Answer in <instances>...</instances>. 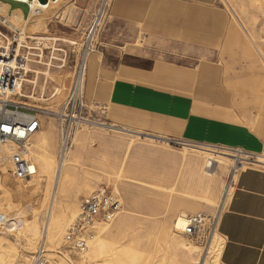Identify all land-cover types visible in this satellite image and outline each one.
<instances>
[{
	"label": "rangeland",
	"instance_id": "obj_1",
	"mask_svg": "<svg viewBox=\"0 0 264 264\" xmlns=\"http://www.w3.org/2000/svg\"><path fill=\"white\" fill-rule=\"evenodd\" d=\"M37 1L35 0V2ZM110 1L108 0L106 12L110 6ZM102 2L103 0H47L44 6H39V4L33 2H21L20 5L23 7L25 15L19 14L14 16H10L8 12L0 9V19L2 17L7 19V25H9L6 26L0 21V48L5 49L9 47L10 44L5 42L4 36L9 38L11 30L18 29L19 27V30L30 36L28 40L23 37V41L20 40L17 47V50L21 48L20 46L27 48L28 55L26 58L28 66L33 68L40 67L42 70H45L47 63H53L49 58L51 51H53L52 58L57 60L62 58L63 50L64 53H67L65 69L69 71L63 87L65 90L63 95H65H62V99L58 102L47 104L49 100L44 101L38 98V84L44 79L41 74L36 79L34 96H29L32 89L28 85L30 84V80L27 79H33V77L32 75L28 76L25 74L22 75L20 85L17 84V94L22 96L19 98V101L28 102V105L42 110L45 108L58 110L60 103L64 100L70 89L86 32L96 17ZM171 7H174L173 4ZM175 7L181 8L183 21L180 26L172 18L173 15H169V17L165 18V23L158 27L160 30L153 32L156 37L164 40V48L156 44L149 45V41L145 39L149 30L144 25L137 26L139 34L135 44L141 48L151 46H154L155 49L157 48L158 51L154 52V54L144 53V56L148 58L159 59L167 62L169 65L191 66L197 58L195 49L198 50L200 48V46H196L195 44L202 43L203 54L216 58L222 65L226 85L228 76L233 77L234 87L229 84L227 85L234 93V104L231 111L239 117L238 120L240 122L247 125L244 126L245 130L241 134L243 140L238 138L241 144H225L222 142L220 144H216L217 142L209 144L239 147L255 152L263 148L262 151L264 152V0H215L209 6L198 7L179 2L175 4ZM29 8L31 9L30 11H28ZM35 9H39V12L35 13ZM16 12H21V9L18 8ZM13 17L18 21H15L17 22L16 24L14 20H11ZM105 18L101 20L95 35H93L94 37L89 42L90 53L96 49L97 45L104 46L103 40L108 34H113L114 31L119 34H129L131 32L127 28L128 26L107 21ZM230 24L232 34H230V31L226 32V27ZM209 36L214 40L209 42ZM127 41L130 40L127 39ZM124 45L126 47L124 50H129L127 48H130L131 44L126 42ZM253 55L255 58H253ZM124 61L133 62L145 67H150L151 65L150 60L138 59L131 56H126ZM57 79V75L52 77V80ZM94 79V83L99 82L98 84L100 85L101 79L103 80L104 78L101 72H97ZM171 80L161 77L151 78L152 82L159 85H170V82H173ZM87 84L86 76L84 86L85 102L95 122L124 126L130 130L138 131L139 136H132L126 132H116L104 128L88 127L92 134V140L87 144L86 155H77L73 163L75 181L70 191V205L76 206L77 213L79 202L83 197L97 189L106 188L117 194L120 198L121 210L118 213L120 214L124 212L122 205V202L125 203V200H123L124 191L127 190V193L138 192L141 188L140 191L145 190V194L152 193L162 199L155 211L146 212L141 208H133L131 210V213L136 218L146 220V226L142 233L143 236L145 235L143 243L148 249L152 248V245L155 244L157 247L160 246L167 250L168 243L162 236L161 226L164 225L163 223H165L169 211L177 201L186 200L187 198L196 200L204 195L199 184L201 181H211L213 188L212 196L215 197V203L211 204V206H201L193 211L186 209L185 214H214L221 203H224V206L226 205L232 192V188L229 187H231L234 180L232 178L234 170L230 165L220 170L216 163L210 161L207 153L192 151L190 149L184 150L181 148L182 146L169 141L170 138L166 136H161L166 139L165 141H160V138H156L158 136H155L160 134H154L152 131L146 132L142 127H136L109 116L105 109L106 99L102 91H100L101 89L98 88L99 91H97L92 85V92L88 96ZM14 99L18 100L17 98ZM43 117L53 122L55 130L54 148L53 151H50V149L34 145L35 150L33 155L39 158L41 162L45 160L51 161L53 164L52 178L49 179L48 173H41L39 175L34 185L32 201L29 202L33 205L37 201L38 230L41 233L46 221V211L50 201L58 150L56 120L53 116H48L47 114ZM82 128L83 125L78 130ZM253 135L256 138L258 137L263 146L261 143L259 145L258 142L259 148L247 145L245 141L252 138ZM148 137L154 140H150ZM32 141L29 140V142ZM108 141L114 143L116 141L120 144L115 145L113 143L112 145H108ZM130 142L132 145L127 150L126 146ZM189 142L208 143V141L201 142L196 140ZM73 147L72 145L71 149ZM27 157H29L28 153ZM189 158L195 161V167H190ZM114 163L116 165L113 167ZM120 163L122 164L121 167L118 165ZM118 166L121 168L119 171ZM247 166L264 170V167L252 164H245L244 168ZM8 169L7 167L6 175L11 179ZM116 172L119 173V178ZM89 180H93V186L84 185L85 183L88 184L87 181ZM88 188L90 189L88 190ZM180 216L182 215L179 212L174 213L175 224ZM104 225L106 224L98 226V229L95 227L93 231H98ZM67 228L65 226L66 230ZM19 230L20 228L10 231H0V241L6 243L9 247H14L18 255L14 263H9L7 258H3L0 260V264H31V253H28L27 249L24 250L22 248L23 241L21 240L22 236ZM93 231L90 229L87 232L88 239L93 234ZM127 233L130 234L131 229L127 230ZM177 234L180 239L190 242L197 250V252L192 253L191 258L195 259L197 263L189 261L188 264H202L204 258L208 260L217 240H219L220 246L223 245V239L217 231L214 232L207 253L202 252V248L181 234V231L177 230ZM51 244L48 246L46 253H53L63 264H78L75 257L80 251L74 249L65 238L58 242L51 239ZM21 258H23V261H20ZM47 258L48 263L51 264L49 255H47Z\"/></svg>",
	"mask_w": 264,
	"mask_h": 264
},
{
	"label": "crops",
	"instance_id": "obj_2",
	"mask_svg": "<svg viewBox=\"0 0 264 264\" xmlns=\"http://www.w3.org/2000/svg\"><path fill=\"white\" fill-rule=\"evenodd\" d=\"M214 1L111 0L104 15L106 18H103L128 26L131 32L119 34L114 31L108 34L103 40L104 46L97 45L89 54L84 76V86L87 76V95L92 92L94 76L101 72L104 79H101L100 85L96 82L93 86L97 91L101 89L109 116L142 127L146 132L160 134L155 136L241 144L238 138L243 140L241 134L247 125L231 111L234 93L227 85L234 87V79L229 75L225 84L222 65L216 58L203 54L202 43L195 44L200 48L195 49L197 58L191 66L169 65L165 61L148 58L144 53L154 54L157 48H141L135 44L139 34L137 26L144 25L149 30L145 37L149 45L163 46L164 40L153 32L160 30L158 27L165 23L169 15H173L172 18L180 26L183 16L181 8L178 9L175 4L188 3L198 7L209 6ZM172 4L174 7H171ZM10 7H19L25 15L23 7L15 2H10ZM227 27L226 32L232 34L231 26ZM208 39L209 42L214 40L210 36ZM126 42L132 46L127 48L129 50H124ZM126 56L150 60L151 65L145 67L126 62ZM59 65L56 71L60 77L62 70ZM154 77L172 79L173 82L159 85L151 81ZM245 142L256 148H259L257 142L261 143L254 135L251 142ZM231 188V195L223 205L218 222L217 232L223 239L220 263L264 264V171L253 167L242 169L232 181Z\"/></svg>",
	"mask_w": 264,
	"mask_h": 264
},
{
	"label": "bare ground",
	"instance_id": "obj_3",
	"mask_svg": "<svg viewBox=\"0 0 264 264\" xmlns=\"http://www.w3.org/2000/svg\"><path fill=\"white\" fill-rule=\"evenodd\" d=\"M10 2H15L19 6H21V2H33L39 4V6H44L46 4L40 3L39 1L35 2V0H0V9L8 12L10 16L19 14L23 15L22 11L16 12L19 7L11 8ZM103 2L106 4L105 8L101 17L99 18V16H97L96 19H99V24L107 10L106 6L108 4V0H103ZM98 10L101 12L102 7L100 6ZM11 20H14V22L17 21L14 17L13 19L11 18ZM17 22H15V24ZM230 26L231 25L228 27ZM87 42L89 43V40ZM52 52L53 51L50 52L49 58L53 63H47V68H45V70H42L40 67L33 68L27 64L25 67V74L28 76L32 75L33 77V79H27L30 80V84L28 85H30L32 89L29 96H34L36 79L38 75L41 74L44 79L38 84V98L44 101L49 100L47 104L58 102L62 99L61 97L65 95H63L65 92L63 87L65 85V76L68 75L69 71L67 69L65 70L67 53H64L63 50L62 58L57 60L52 58ZM89 53L90 52L88 51L85 58L84 76L86 74ZM253 58H255V56ZM57 64H60L59 66H61L60 68L62 71L60 72V77L58 76L59 79L52 80L53 75L58 74L56 71ZM11 98L14 99L13 97ZM21 102L25 104L28 103L25 101ZM44 110L48 112L56 111V109L50 108H45ZM47 115L52 116V114L49 113H47ZM43 116L44 115H40L42 120L41 127L38 131L29 136L26 143L27 153L29 155L28 159L31 166V173L28 178L20 180L12 177L10 174V179V177L6 175L7 167L10 168L9 156L12 151V147L10 145L0 143V231H10L20 228L19 231L22 236L21 240L23 241L22 248L24 250L27 249L26 251L31 253V255H29L32 256V258L34 256L33 254L37 251L36 246L39 244V238L40 240L44 239L49 243V245L46 243V248L48 250V246L52 245L51 239L58 242L65 238V226L68 227L73 218L77 215L76 206L74 207L70 205V191L75 181V168L73 163L75 162L74 158L77 155H86L87 144L91 142L90 140H92V134L88 127L104 128L116 132H126L132 136H139L138 131L130 130L124 126H116L113 124L95 121L84 122L82 124V129L75 130L73 136V149H70L61 165H57L56 162L50 201L46 211V221L41 233L38 230V211L36 210L37 201L33 205L29 202L32 201L34 185L38 180L39 175L41 173H48L49 179L52 178L53 164L51 161L45 160L41 162L39 158L33 155L35 150L33 147L34 145L47 148L48 150L50 149V151H53L54 148L55 130L53 128V122L45 119ZM156 138H160V141H165L166 139L161 136ZM148 139L154 140L151 137H148ZM29 140L32 142H29ZM247 141L251 142V138ZM107 143L108 145H112L114 142L108 141ZM191 143L192 144L190 146L183 145L181 148L184 150L190 149L192 151L207 153L210 161L216 163L220 170H223L230 165L234 170V172L232 171L233 174L231 173L233 175L232 178L234 179H236L238 171L244 169L245 164L264 167L263 148H260L257 152L240 148L241 153H239L234 150L235 148L233 146H217L199 142ZM114 144L119 145L120 143L115 141ZM131 145V142L127 144L126 149L128 150ZM182 153H184V151H182ZM188 160L190 167H195V161L191 158ZM115 165L116 163L113 164V167ZM118 165L121 167L122 164L120 163ZM120 167L118 168V171L121 169ZM116 174L119 178V173L116 172ZM87 182L88 184L85 183V186L92 185L93 180H89ZM199 184L201 185L200 188L204 192V195L201 196L200 199L196 200L193 198H187L186 200L177 201L174 207L169 211L165 223H163L164 225L161 226L162 236L168 243L167 250L161 248L160 246L157 247L155 244L152 245V248L148 249L143 243L145 241V235L143 236L142 233L146 226V220L136 218L135 215L131 213V210L133 208H141L146 212L155 211L158 207V203H161L162 199L152 193L145 194V190L140 191V188L138 192L127 193V190L124 191L123 200H125V203L122 202L124 212L117 214V218L115 217L112 219L110 221L111 223L108 222V224L99 223L93 225L92 231L95 227L97 228L98 226L106 224L100 227L98 231H93V234L86 241V249L81 251L75 257V260L78 261V264H188L189 261L197 263L195 259H191L192 253L197 252V250L190 242L180 239L177 234V230H182L184 222L183 215L185 216L186 209L193 211L197 210L201 206H211V204L215 203V197L212 196L213 188L211 181L205 180L201 181ZM89 189L90 188H88V190ZM176 212H179L182 216H180L175 224V218H173V215ZM130 229L131 233L128 234L127 230ZM221 249L222 246H220V242L217 240L215 248L213 249L209 259L207 260L204 258L202 260V264H220ZM47 255L50 257L51 264H63L53 253L48 252L46 256ZM3 258H7L9 263H14V260L18 258V255L14 247H9L6 243H2L0 241V260ZM20 261H23V258H21Z\"/></svg>",
	"mask_w": 264,
	"mask_h": 264
},
{
	"label": "built area",
	"instance_id": "obj_4",
	"mask_svg": "<svg viewBox=\"0 0 264 264\" xmlns=\"http://www.w3.org/2000/svg\"><path fill=\"white\" fill-rule=\"evenodd\" d=\"M105 5V2L101 3V12L98 10L96 17L86 32L70 89L60 103L58 110L54 112H48L19 101L22 96L17 94V84L21 82L22 75H25V67L28 62L26 56L28 53L26 51L27 48L20 46L21 48L17 50V47L19 41H23V37L28 40L30 36L16 28L11 30L9 38L4 36L5 42L10 45L5 49L0 48V143L12 147L9 156L10 168L8 169L12 177L23 180L28 178L31 173L26 143L29 136L41 127L42 120L40 115L49 113L56 120L58 133L57 165L62 164L72 148L75 130L80 128L84 122L95 121L84 98L85 58L90 50L87 41L89 40L90 42L92 37H94L93 35H95L99 25V19L96 20L97 16L101 17ZM30 10L29 8L28 11ZM36 12H39V9H35ZM0 21L8 26L7 19L2 17ZM11 97L18 100H14ZM169 141L178 146H190L192 144L184 139H169ZM234 148L236 152L241 153L239 147ZM223 205L224 203H221L214 214L197 213L183 216L184 222L181 234L189 238L198 247H201L202 252H207L214 232L218 229ZM120 210L121 201L117 194L106 188L93 191L80 200L78 213L68 226L65 239L74 249L80 252L85 250L88 239L87 232L92 229L93 225L110 222ZM42 240H39L37 251L33 254L31 264H49L46 256V241Z\"/></svg>",
	"mask_w": 264,
	"mask_h": 264
},
{
	"label": "water",
	"instance_id": "obj_5",
	"mask_svg": "<svg viewBox=\"0 0 264 264\" xmlns=\"http://www.w3.org/2000/svg\"><path fill=\"white\" fill-rule=\"evenodd\" d=\"M40 3H45L47 0H38Z\"/></svg>",
	"mask_w": 264,
	"mask_h": 264
}]
</instances>
